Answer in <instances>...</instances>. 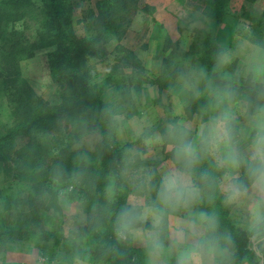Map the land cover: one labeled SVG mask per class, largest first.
<instances>
[{
	"label": "clouds",
	"instance_id": "obj_1",
	"mask_svg": "<svg viewBox=\"0 0 264 264\" xmlns=\"http://www.w3.org/2000/svg\"><path fill=\"white\" fill-rule=\"evenodd\" d=\"M180 18L186 31L163 58L140 44L129 62L115 36L92 45L79 78L100 106L64 112L40 137L45 163L21 194L61 229L52 264H90L94 251L125 264H264V12L210 63L185 55L209 17ZM21 68L48 85L36 89L47 101L58 85L39 56ZM89 235L91 248L78 243Z\"/></svg>",
	"mask_w": 264,
	"mask_h": 264
},
{
	"label": "rangeland",
	"instance_id": "obj_2",
	"mask_svg": "<svg viewBox=\"0 0 264 264\" xmlns=\"http://www.w3.org/2000/svg\"><path fill=\"white\" fill-rule=\"evenodd\" d=\"M70 13V30L72 32L73 41L80 43L81 41L94 38L98 31L102 29L100 26L102 14H111V6L114 7L120 0H67ZM131 1V0H130ZM32 4L38 9H43L44 0H32ZM210 0H136L130 2L127 10L120 15L117 19V25L120 26V36H115L121 42V48L127 52L124 59L131 62L134 59V48L137 45L142 44L145 51L155 50L159 57L163 58L169 48L177 47L180 39L183 37L185 28V20L180 18V15L185 11L203 10L205 14L207 6L209 7ZM110 6V8H108ZM227 13L223 16V19L218 26L217 31L214 33L215 47L218 42H222L227 39L233 32L235 25L241 23L243 20L252 19V14L255 12H264V0H228L226 5ZM143 13V20L140 30L137 31L135 17L138 13ZM38 22L31 24L27 23L24 26H19L20 39L24 46L27 44H39V36L43 37V41L46 42L50 39L51 32H49V21L43 14ZM47 23V24H46ZM262 28V26H261ZM86 32L87 36L81 35ZM203 32L196 33L195 42L189 53L186 56H194L199 59V56H195L194 52L197 47L204 41ZM259 34V33H258ZM112 35H106L99 43H103L108 37ZM43 42V43H44ZM2 40L0 38V45ZM38 46V45H34ZM44 46V45H43ZM40 48V47H39ZM23 49V48H22ZM24 50V49H23ZM55 51V47L44 46L40 49L34 48L32 53L23 52L21 54L13 55L12 65L10 64L7 71L8 76H4L7 84L13 86L11 83L13 78L19 77L23 82V86L27 88V92L31 93L36 103H41L46 107H52L59 105L63 100L64 85L59 83L57 79L53 78L51 73L50 61L51 55ZM213 52V51H212ZM39 56V60L43 62L45 68H47L58 87L51 91L47 101L37 97L36 89L43 90L48 89L47 84H42L38 81L37 77L32 73L25 74L24 69L21 68V61H35ZM164 63L167 64L168 60L164 59ZM26 67V66H25ZM17 73V75H15ZM0 76V134H4L9 126L15 121V117L12 114V100L13 89H6L4 86V78L2 77L4 72ZM3 79V82H2ZM160 84L161 89L165 87L160 81H155ZM54 130H50L52 132ZM48 132V133H50ZM21 138V137H20ZM16 141V144L11 146L9 152L11 159L8 161H0V211L2 219L6 228L10 229L15 225V219L17 213L24 214L29 212L32 205L26 203L28 195L21 194V190L25 183L30 182V179L19 181L15 176L17 171L13 169L16 166V162L19 158L14 155V150L21 145H25L26 139H20ZM17 158V160L15 159ZM15 161V166L13 165ZM33 177H35L33 175ZM17 198L18 202L14 207L8 205L12 203L13 198ZM7 202V204L3 203ZM16 201V200H15ZM29 224L35 226H44L47 230L55 232L61 238V229L57 227V223L54 217H50L48 209L41 210L36 215L30 216ZM93 239V237H91ZM38 240V239H37ZM36 241V238L26 241H17L13 244H7L3 249L0 246V260H3L4 264H52L53 259L56 257L57 252L60 250V243L49 241L40 242ZM87 239L81 238L78 243H81L85 247L88 244ZM131 254L136 257L138 253L134 250ZM133 259V256H132ZM92 264H104L99 262H93Z\"/></svg>",
	"mask_w": 264,
	"mask_h": 264
},
{
	"label": "trees",
	"instance_id": "obj_3",
	"mask_svg": "<svg viewBox=\"0 0 264 264\" xmlns=\"http://www.w3.org/2000/svg\"><path fill=\"white\" fill-rule=\"evenodd\" d=\"M136 0H120L114 7L110 6L111 14L104 13L101 17L100 26L102 29L98 31L97 35L92 39L75 43L73 41V34L69 28L70 26V13L67 0H44L43 9H38L32 4V0H0V38L2 44L0 45V72L3 73L4 86L6 89H13L14 99L12 102V114L15 117V121L11 126L7 128L4 134H0V161H8L11 159L9 152L11 146L16 144V141L20 139H26L25 145L18 146L14 150V155L19 158V161H14L15 176L19 181L27 179L30 181L33 179V175L36 173L40 165L45 163L48 150L41 143L40 137L54 130V125L59 117L66 111H75L84 107L98 108L100 105L96 99H93L87 92L86 85L83 80L79 78V70L84 64L88 55H95L92 50V45L99 43L104 36H120L119 28L116 21L120 18L129 6L130 2ZM228 0H210L209 7L207 6V16L211 22V31L203 32L204 41L197 47L194 52L195 56H199V59L203 63H210L212 51L215 48L214 33L217 31L223 16L227 13L226 5ZM43 14L49 21V32H51L50 39L46 42L43 41V37L39 36V44H27L24 46L20 39L19 26H24L27 23L33 24L41 20L39 19ZM118 17V18H117ZM264 27V18L257 24V28ZM44 42V43H43ZM38 45V46H34ZM48 45L54 46L55 51L51 55L50 67L53 78L57 79L59 83L64 85L65 89H71V97L63 95L62 102L57 106L46 107L41 101L36 103L31 93L27 92V88H23V82L19 77L13 78L11 82L13 86L6 85L7 81L4 76H8L10 64L12 65L13 55L26 53H32L34 48L40 49L41 47ZM40 47V48H39ZM24 50H23V49ZM11 67V66H10ZM17 75V73H15ZM1 76V74H0ZM3 82V79H2ZM71 105V107H70ZM21 141V140H19ZM19 156V157H18ZM15 157V159L17 160ZM39 191L38 188L35 189ZM26 203L32 205L29 212H26L23 216L21 213H17L15 219V225L8 229L4 225L3 217L0 211V246L5 248L9 244H13L17 241H26L36 238V241L46 242L53 241L60 243V237L57 233L47 230L42 226H32L29 224L30 216L36 215L41 210L45 211L44 207L35 195H28ZM16 200V201H15ZM18 202L17 198H13L12 205L14 207ZM3 203L7 204V202ZM91 235L88 236V244H85L86 248H91ZM38 239V240H37ZM82 245L81 243H79ZM1 248V247H0ZM83 250V248L81 249ZM245 255L241 252V256ZM133 254L129 253L128 262L132 260ZM93 262H99L104 264H125L120 258H114L113 255L98 256L95 251L92 254L90 264Z\"/></svg>",
	"mask_w": 264,
	"mask_h": 264
}]
</instances>
